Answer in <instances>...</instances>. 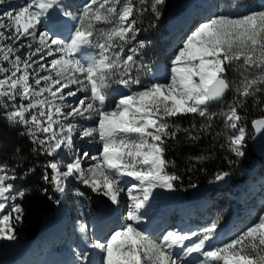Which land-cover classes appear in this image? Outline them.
Instances as JSON below:
<instances>
[{
	"label": "snow or ice",
	"instance_id": "obj_1",
	"mask_svg": "<svg viewBox=\"0 0 264 264\" xmlns=\"http://www.w3.org/2000/svg\"><path fill=\"white\" fill-rule=\"evenodd\" d=\"M8 3L0 0V6ZM165 4L86 0L78 16L63 0H25L7 8L0 13V119L22 126L33 152L52 158L41 179L55 191L64 193L74 180L113 205L126 193L128 222L106 240L87 244L103 254L100 264H264V208L255 222L219 244V217L196 230L165 231L159 238L139 227L154 190L176 191L182 181L177 171H169L176 168L166 156L170 140L178 133L190 143L223 136L219 146L242 158L252 138L245 125L247 106L264 112V9L237 15L242 0H231L235 11L218 4L222 11L198 23L174 51L167 78L142 86L147 41L137 40L139 21L145 13L158 20ZM112 84L128 91L109 106ZM133 86L141 87L133 91ZM229 93L232 98L225 102ZM213 104L219 105L215 111ZM180 117L192 118L187 127L177 122ZM251 126L264 135V117ZM76 139L99 142L101 149L83 151ZM14 156L15 164L0 161V240L16 239L15 225L24 215L17 200L25 194L15 185L23 165L19 148ZM34 171L29 167L23 174ZM229 175L218 171L214 182ZM126 177L135 182L127 188ZM80 231H86L83 224ZM193 254L198 258L189 260ZM79 264H91L86 253H79Z\"/></svg>",
	"mask_w": 264,
	"mask_h": 264
},
{
	"label": "trees",
	"instance_id": "obj_2",
	"mask_svg": "<svg viewBox=\"0 0 264 264\" xmlns=\"http://www.w3.org/2000/svg\"><path fill=\"white\" fill-rule=\"evenodd\" d=\"M187 0H166V4L161 10V16L158 20L152 19L149 14L140 19L139 26L141 31L138 34V39H146L147 47L143 50V62L147 66L145 75L142 77L143 85L150 84V71L157 62L164 60V51L162 49L163 38L166 34L169 19L179 15L184 11ZM256 2V1H255ZM153 23L154 27H149V23ZM142 73V72H141ZM140 73V76H141ZM218 105L213 104L212 110H217ZM245 125L252 138L246 142L245 156L242 158L235 157L226 148H221L219 145L224 143V137L221 136L217 141H213L212 136L206 135L194 143L187 142L183 133L177 134V140L168 142V150L166 156L169 160L175 161L176 168H170L169 171H177L182 177L177 191L190 198H200L206 196L216 189L212 186L214 183V174L218 171H228L229 176L236 182L239 173L245 168L254 167V181H264V159L257 158L253 149L254 130L251 122L254 119L264 117V112L259 107L253 108L251 104L247 106L245 113ZM191 117H180L177 122L181 127H187ZM221 125H217V130H221ZM24 131L22 126H11L6 120L0 119V161H7L10 165L16 163L14 156L15 150L20 149V156L23 157V165L17 170L20 179L15 181L16 187L21 190L28 191L27 195L18 202L22 205L24 212L28 215L31 222V230L27 231V236L24 241L27 243L32 238H37L38 244L44 242L45 230L51 220L57 214L58 210H54L49 204V197H57L55 189L51 185L44 184L41 179L45 171V164L52 159L44 155H39L33 152L34 145L30 139L21 135ZM207 155L210 158L203 162L190 161L189 157ZM231 161V162H230ZM191 166L192 170L188 168ZM34 168L35 171L31 174L24 175L23 170ZM51 172V170H48ZM73 180H70V184ZM195 184V187L191 185ZM47 188V195L42 193V189ZM33 235V236H32ZM58 239L59 236H56ZM24 248L23 244L17 245V250L20 252Z\"/></svg>",
	"mask_w": 264,
	"mask_h": 264
},
{
	"label": "rangeland",
	"instance_id": "obj_3",
	"mask_svg": "<svg viewBox=\"0 0 264 264\" xmlns=\"http://www.w3.org/2000/svg\"><path fill=\"white\" fill-rule=\"evenodd\" d=\"M24 2L25 0H9L8 4L0 6V13H3L9 7H15L19 4H23ZM85 2L86 0H63L64 4L70 5L69 10L73 11V13L77 16L79 15V9L84 5ZM247 2L249 4H252L253 0H247ZM258 3L260 5L259 9L249 8L248 10L244 11L243 8H240L239 11L236 12V14L239 15L249 11L264 9V5L261 6L260 1H258ZM218 4H223V10L225 11H235L234 9L229 7V5L231 4V0H207V4L203 8H200V10L198 11V18L206 19L214 12L222 11V9L217 7ZM197 16H195L192 20L193 22H196V25L198 24V22H200V20L197 21V19H195L197 18ZM69 22L71 24L75 23L74 21ZM97 27L103 28L108 26L97 25ZM169 30H171L170 27ZM180 33L181 31H179L178 33L175 32L174 34H170L164 40L162 49L164 50L165 57L169 59V61L174 51L178 48L177 42L179 40ZM130 46L132 45H129L128 47ZM87 53L91 54L89 50L87 51ZM144 71H142V76H144ZM156 76L158 75L156 73H153L152 82L154 79H157ZM115 86V84H112V86L108 89V92L110 93L108 97L109 106H112L116 99L113 96L116 95L114 93V90L112 92V89ZM139 87L140 86H136V89H133V91H136ZM127 91L128 90H126L125 92ZM231 98L232 94L229 93L226 97L225 102L230 101ZM224 130L227 131V129ZM75 143L81 150L88 151L92 154L97 153L101 149V144L99 142H87L76 139ZM251 172L252 171H250L249 168H245L237 177V184H232L229 187L230 189L228 194L220 195L217 200V206L210 211L212 213V219H215L217 217L220 218L218 238L219 236L224 235L225 232H231L233 234L234 232L239 231L252 224L253 222H255L258 212L262 208H264V184L246 185L240 182L243 181V179L245 180L250 178ZM67 189L68 193H70L69 200V194H67V200L61 198V200L58 201V198L54 196L52 198L49 197L48 201L54 209L59 208L58 216H61L63 208H65V210L67 211V217H69V212L73 214L72 219L74 222V227L72 229V233L69 236V239H67L66 242L64 241L66 236H62L61 239L56 242L47 239L45 241V244L42 246V250L40 252H35L34 247L36 245L37 239L32 238L27 244L25 243L26 247L24 249V253L21 255L16 254V248H13V246H17L19 243L24 242V238L27 236V231L29 229L31 230V222L28 218L29 216L24 213L22 221L15 225L16 239L0 240V264H32L31 261H34V264H49L51 260L54 261L58 259V257L61 256V253H63L62 255L66 254V250H68L69 253L76 254L78 260L79 253L84 252L88 255L91 264H100L103 254L98 252V254L96 255L94 249L85 250V248H83L82 241L79 239L76 240L73 235L77 229V222L84 220L88 222L93 231L97 232L96 229H98L100 224H102L99 223L100 218L98 214H102L103 216L104 214L110 213L109 209L113 204H111L107 197L91 191V189L74 180L72 181V185L68 184ZM80 192H83L84 195H79ZM125 198H127L125 197V193H122L121 202L122 205H125L127 209L130 201H127ZM222 202L225 204H223ZM158 204L162 205V203ZM105 209L107 210L105 211ZM9 210L10 209H6V211ZM58 216L55 217L54 223L48 227L47 235H49V233L54 229L55 223H59Z\"/></svg>",
	"mask_w": 264,
	"mask_h": 264
},
{
	"label": "water",
	"instance_id": "obj_4",
	"mask_svg": "<svg viewBox=\"0 0 264 264\" xmlns=\"http://www.w3.org/2000/svg\"><path fill=\"white\" fill-rule=\"evenodd\" d=\"M254 130V129H253ZM253 149L254 153L259 158H264V135L255 133L254 130ZM231 184V177L228 176L223 182H215L213 186L220 189H225Z\"/></svg>",
	"mask_w": 264,
	"mask_h": 264
},
{
	"label": "bare ground",
	"instance_id": "obj_5",
	"mask_svg": "<svg viewBox=\"0 0 264 264\" xmlns=\"http://www.w3.org/2000/svg\"><path fill=\"white\" fill-rule=\"evenodd\" d=\"M191 30H192V29H191ZM191 30H189L187 34H189ZM187 34H185V35L181 38V40H180V42H179V44H178V47L180 46L182 40L186 37ZM160 77H164L165 79L167 78L166 75H163V76L160 75ZM128 186H130V185H127V187H128ZM125 187H126V186H125ZM128 203H129V202H128ZM101 222H102V221H101ZM58 226H59V224L57 223V224H55V227H54V228L56 229V228H58ZM100 232H101V230H100ZM193 255H194L196 258H198L196 254H193ZM68 258H69V254H64V255H61V256H60V259H63V260L66 261V262H68ZM92 260H93V259H92ZM78 264H79V263H78Z\"/></svg>",
	"mask_w": 264,
	"mask_h": 264
}]
</instances>
